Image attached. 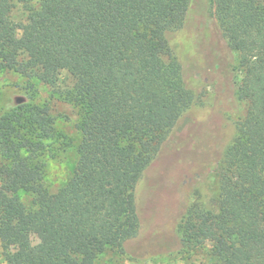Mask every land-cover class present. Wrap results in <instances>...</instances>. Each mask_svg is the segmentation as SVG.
Returning a JSON list of instances; mask_svg holds the SVG:
<instances>
[{"label":"trees","instance_id":"1","mask_svg":"<svg viewBox=\"0 0 264 264\" xmlns=\"http://www.w3.org/2000/svg\"><path fill=\"white\" fill-rule=\"evenodd\" d=\"M209 1L221 36L204 0H0V72L52 88L65 74L62 92L80 111L77 160L54 192L42 179L52 119L38 111L35 122L30 110L19 126L0 118L7 264H99L106 251H124L140 227L136 185L196 98L183 62L210 60L212 80H221L219 40L236 53L231 70L241 73L236 94L247 109L221 160L215 205L190 207L178 239L184 252L208 245L214 264H264V1ZM16 3L26 14L18 23L10 17ZM191 28L194 39L176 51L173 38Z\"/></svg>","mask_w":264,"mask_h":264},{"label":"rangeland","instance_id":"2","mask_svg":"<svg viewBox=\"0 0 264 264\" xmlns=\"http://www.w3.org/2000/svg\"><path fill=\"white\" fill-rule=\"evenodd\" d=\"M204 6L221 36L215 18L210 16L213 5L204 0ZM25 15L21 3H16L10 13L15 23ZM192 31L175 35L172 43L176 51L184 37L194 39ZM218 45L215 55L223 71L219 81L210 76V60L201 62L196 57L183 62L186 79L195 90L194 103L178 118L136 185L138 235L126 242L124 251H106L99 264H214L208 245L189 252L181 249L177 226L193 205H215L221 160L236 135V123L247 109V103L236 94L241 73L231 70L237 62L236 53L228 43L219 40ZM204 73L209 74L207 78ZM68 87L69 77L65 74L61 75L60 85L52 88L35 76L13 69L0 72V118L7 116L19 126L23 123L22 112L30 110L35 122L38 111H45L52 119L53 133L42 141V179L50 192L71 176L78 156L80 111L62 92ZM3 150L0 146V165L5 161ZM18 195L30 205L32 196L28 192L20 190ZM30 240L38 242L34 232H30ZM0 264H7L1 242Z\"/></svg>","mask_w":264,"mask_h":264}]
</instances>
